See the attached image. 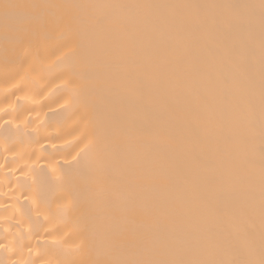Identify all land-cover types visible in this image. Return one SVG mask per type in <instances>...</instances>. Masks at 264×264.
Instances as JSON below:
<instances>
[{
  "label": "bare ground",
  "instance_id": "obj_1",
  "mask_svg": "<svg viewBox=\"0 0 264 264\" xmlns=\"http://www.w3.org/2000/svg\"><path fill=\"white\" fill-rule=\"evenodd\" d=\"M0 264H264V0H6Z\"/></svg>",
  "mask_w": 264,
  "mask_h": 264
},
{
  "label": "snow or ice",
  "instance_id": "obj_2",
  "mask_svg": "<svg viewBox=\"0 0 264 264\" xmlns=\"http://www.w3.org/2000/svg\"><path fill=\"white\" fill-rule=\"evenodd\" d=\"M19 7L18 5L10 4L6 2V0H0V8H2L5 12V15H9L11 10Z\"/></svg>",
  "mask_w": 264,
  "mask_h": 264
}]
</instances>
